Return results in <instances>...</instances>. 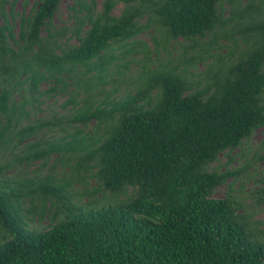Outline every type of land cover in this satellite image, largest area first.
I'll return each instance as SVG.
<instances>
[{
    "label": "trees",
    "instance_id": "16d2710c",
    "mask_svg": "<svg viewBox=\"0 0 264 264\" xmlns=\"http://www.w3.org/2000/svg\"><path fill=\"white\" fill-rule=\"evenodd\" d=\"M15 1L0 0V229L5 232L0 264H264V230L237 213L241 205L233 195L211 197L217 185L240 172L209 168L220 153L264 126L260 3L228 0L230 21L237 20L248 43L236 55L231 52L227 63L210 65L204 87L192 90L184 67L145 60L136 87L120 98L86 94L66 121L82 125L68 131L59 117L31 119L30 108L48 95L42 83L61 85L60 90L67 78L86 90L105 83L110 47L150 26L190 41L212 33L216 41V30L227 20L224 0H103L97 13L95 0H72L67 28L53 27L60 0H39L20 16L17 32ZM118 1L125 6L115 16L111 11ZM66 32L76 43L58 42ZM92 119L96 123L87 134ZM54 128L62 135L48 139ZM54 152L75 155L74 168H95L110 193L123 194L131 186L133 194L84 208L51 176L14 184L4 179L12 164L6 154L44 166ZM255 193L263 202L264 187ZM27 196L41 199L32 211L43 213L50 202L49 225L24 226L20 202Z\"/></svg>",
    "mask_w": 264,
    "mask_h": 264
},
{
    "label": "rangeland",
    "instance_id": "374dc122",
    "mask_svg": "<svg viewBox=\"0 0 264 264\" xmlns=\"http://www.w3.org/2000/svg\"><path fill=\"white\" fill-rule=\"evenodd\" d=\"M39 0H16L13 6L15 15L14 30L17 32L20 28V16L25 17L36 7ZM260 3V13L264 17V0H254ZM103 0H95L94 12L97 13L102 9ZM247 0H238V5L243 6ZM72 0H60L58 10L53 16V27L67 28L72 24V17L68 9V5ZM124 2L118 1L113 9L112 14L118 16L123 7ZM223 10L222 16L226 18L224 25L216 30V41H213L212 33H207L203 37L196 38L195 41L186 40L182 37L172 38L166 36L163 30L150 26L140 31L129 42H118L113 44L106 55L113 56V61L106 66L104 74L105 83L99 84L96 77H92V81L97 83L91 89L86 90L84 85H76L74 78L66 79L67 85L60 90L61 85H54L52 82L42 83L41 89L48 87V95L39 99L37 104H33L30 108L31 119L59 117L63 121V126L68 131H73L74 127H81L80 123L67 124V118L75 112L77 106L82 103V99L86 94H92L96 99H101L105 94L110 97L120 98L127 91L133 90L137 81L140 80V72L142 64L145 60L152 62H167L169 65L176 64L185 68V75L192 83V90L202 88L205 85L206 71L211 65L216 67L220 63H227L231 52L236 55L241 49L247 45L243 33L238 31L234 21H230L231 3L224 0L221 4ZM146 16L139 19V22H145ZM87 24L82 26L85 30ZM245 33V32H244ZM245 34H253L252 31ZM158 40V43L155 42ZM61 44L65 42L76 43L75 38L66 32L65 35L58 38ZM130 49V50H129ZM198 54L206 56L205 60H190ZM207 54V55H206ZM147 63V62H146ZM54 85L55 90H51ZM78 91V92H76ZM95 119L88 122L85 133L90 134L95 125ZM53 136L48 131V139L58 138L62 133L53 129ZM88 131V132H86ZM33 137L30 139L32 140ZM264 126L257 127L251 135L242 141V143L231 149L219 154L218 159L209 165L210 169L238 170L237 176H230L227 180L217 185L211 194V197L221 198L229 194L239 200L241 205L237 213L244 216L250 222H256V226L264 230V201L258 202L256 191L264 187ZM21 151L20 148L15 150L16 153ZM5 161L12 164L4 171V179L10 181L24 182L27 179L38 180L48 175L51 176L53 182L62 185L67 194L71 196L70 201L77 205L88 208L87 203L101 206L103 203L112 200H120L127 198L133 194L134 189L131 186L126 187L123 194L114 195L102 188L95 176V168L84 170L82 167L74 168L72 165L77 161L75 155L69 152H54L48 158V162L42 166L41 160H33L29 164L17 162L12 154L4 156ZM29 188V187H28ZM16 204V201H13ZM41 205V199L38 197H24L20 202V213L24 216L23 223L26 228H44L51 222L53 209L49 208L50 202L46 201L45 210L41 213L40 209L32 211L34 207ZM33 206V207H32ZM35 209V208H34ZM60 213H58L59 215ZM57 215V214H54ZM62 214L59 215V217ZM5 232L0 229V238Z\"/></svg>",
    "mask_w": 264,
    "mask_h": 264
}]
</instances>
